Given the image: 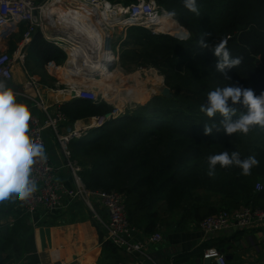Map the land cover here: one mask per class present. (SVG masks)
<instances>
[{
    "label": "trees",
    "instance_id": "obj_1",
    "mask_svg": "<svg viewBox=\"0 0 264 264\" xmlns=\"http://www.w3.org/2000/svg\"><path fill=\"white\" fill-rule=\"evenodd\" d=\"M196 2L199 16L184 7V0H159L168 11L175 9L174 18L183 38L131 27L142 31L136 42L145 40L141 45H146V53L139 58L159 69L172 96L158 94L149 103L93 128L82 139H74L70 147L83 167L81 176L86 187L122 192L130 222L148 233L156 230L162 216L176 212L182 213V224L188 218L200 222L208 215L243 205L264 209V189H256L258 183L264 185V128L256 126L247 135L228 136L215 130L205 135L204 123L222 117L217 114L209 118L200 111L208 92L217 87L239 84L253 89L257 96L264 92V0ZM222 40L231 56L241 59L239 66L227 70L230 80L215 68L213 48ZM202 42L210 47H203ZM28 48L44 66L50 62L63 64L67 58L41 34ZM137 57L133 60L138 61ZM61 109L73 124L80 118L108 114L113 107L103 101L75 98ZM224 151H237L242 159L255 156L259 164L248 176L238 167L217 165L216 175L209 177L207 158ZM100 233L104 250L118 249L103 241ZM226 243L223 240L221 245ZM209 246L178 254L174 263L202 257ZM11 258L1 253L0 264H12Z\"/></svg>",
    "mask_w": 264,
    "mask_h": 264
},
{
    "label": "crops",
    "instance_id": "obj_2",
    "mask_svg": "<svg viewBox=\"0 0 264 264\" xmlns=\"http://www.w3.org/2000/svg\"><path fill=\"white\" fill-rule=\"evenodd\" d=\"M51 10V7L50 10L47 9L49 15ZM22 28L25 33L24 24L12 27L7 31L0 41V52L8 51L14 54L19 50V46L24 42V34H22L21 42L13 39L14 44L11 39L8 41V38L11 32L20 31ZM104 28L107 30L108 26ZM65 32L64 28L61 29L60 26L56 28L49 25L43 29L38 28L33 39L36 35L41 34L43 38L56 46L81 44L78 40L71 41L70 37L64 35ZM31 44L32 42L27 45ZM13 45H16V49L10 51ZM85 51L88 54L92 51L96 53L94 47L90 45L85 46ZM67 60L68 55L63 64L58 65L55 62H50L46 65L45 72L56 82L54 86L43 82L39 75L31 74L26 61L24 63L17 62L14 65V78L6 83H12L11 88L17 94L18 102L26 105L31 103L27 97L18 95L19 93L39 96L49 111L54 112L59 107L61 108V105L74 100L73 92L80 86L67 83L63 72L66 73V78L69 76L75 78L77 75L83 80L85 78L79 72L80 69H85V65L84 68H81V65L75 66L78 72L71 73L70 70L61 72L60 68L68 67ZM81 63L84 64L83 60L78 61V64ZM75 81L77 82V80ZM30 82L34 83L33 87H27ZM35 112L41 114L39 109H35ZM90 124H92L90 120H81L77 123L78 127ZM74 125L75 123L72 124L70 121L62 123V130L69 131V128ZM52 135L53 133L50 131L46 132V139L51 141L50 145L47 144V152L54 164L59 166L64 163V157L60 144L57 149L56 144L59 142ZM59 177L65 182L71 183V174L67 169H62ZM10 200V210L7 209L0 216V254H10L12 264H61L58 261H62L64 264H175L173 258L176 255L193 251L204 244L210 245L208 248L218 245L220 250L230 246L231 248L224 252L233 257L232 260H228V264H264V224L248 229L229 228L207 234L200 228V222L194 218H188L180 224L182 213L176 212L162 216L156 230L152 233L138 229L135 239L145 243L144 254H128L121 249H103L101 231L95 218L81 203L70 204L63 210L55 212L46 213L45 210L40 209L31 215L25 212L17 198ZM99 211L105 218L107 217V212L103 208L100 207ZM156 232H161L164 240L161 243L150 244L148 239ZM223 240H226L227 243L221 245ZM213 263L214 261L211 264ZM182 264H206L204 254L202 257L191 258Z\"/></svg>",
    "mask_w": 264,
    "mask_h": 264
},
{
    "label": "built area",
    "instance_id": "obj_3",
    "mask_svg": "<svg viewBox=\"0 0 264 264\" xmlns=\"http://www.w3.org/2000/svg\"><path fill=\"white\" fill-rule=\"evenodd\" d=\"M74 3H82L91 7L94 15L90 16V19H99L104 24V27L127 29L141 25L153 35L168 34L177 38H180L182 35L181 32L174 35L169 31L158 28L161 26V23H159L160 18L168 12L159 3V0H0V41H2L10 28L21 24H24L26 27L24 42L19 46V50L16 53L12 54L8 51L0 52V79L5 81L13 80L14 65L17 62L24 63L26 61L27 48L29 46L27 44L32 42L33 36L38 31V28L43 29V27H48L49 25L51 27L58 28L60 26L61 29L64 28L57 18L54 22L50 21L52 15H49L47 11L49 5H72ZM108 5H110V12L116 15L110 19L111 24L106 23L107 19L103 14ZM117 7H121L122 11L120 13H117L113 9ZM172 19L177 22L174 17ZM111 37L112 33L108 34L109 40ZM57 46L67 53L68 64L74 62L75 56L78 62L83 60L84 56L86 57L88 55L87 51H85V46L88 45ZM89 55L92 56V62L96 61V63H99V51H96V53L92 51ZM112 59L115 64L117 60L113 53ZM83 62L84 65L88 64L84 60ZM106 66L108 67V64ZM69 70L71 73L78 72V69L74 65ZM79 72L85 77V80L86 78L90 79L81 69ZM33 86L34 83L30 82L27 87ZM80 87L85 91L80 98L85 99L88 97L94 98L98 102L103 101L104 96L100 93L96 85L87 88L88 84L80 83ZM18 95L27 97L31 102L27 104L31 112L29 134L34 143L44 147L46 155L45 159H37L32 166L30 178L35 181L37 190L24 201H20L17 198L18 203L25 212L31 215L37 213L40 209L45 210L46 213L55 212L63 210L70 204L81 203L94 216L103 234V241L112 243L118 249L128 254H144L145 243L135 239V234L138 229L130 222L125 195L118 190L106 191L87 188L81 176L83 167L74 158L69 146L71 140L82 139L91 129L104 125L107 119L120 116L121 109L110 113L105 118L97 120L98 123L95 125L90 124L85 127H78L75 123L71 131H63L62 123L67 122L68 119L60 107L52 112L49 111L39 96H29L24 93H19ZM35 109H39L41 114H37ZM47 131L53 133L60 144L64 157V163L62 165L57 166L54 164L51 156L47 152ZM62 169H67L70 172L71 183H67L59 177ZM256 189L261 191L264 189V185L258 183ZM100 207L107 212L106 218L99 211ZM260 224H264V209L252 205H243L233 210H221L212 215H208L200 221L199 226L205 233L211 234L229 228L248 229ZM163 240V234L156 232L149 237L148 242L150 244H157ZM204 259H211L216 264H228L226 254L217 247L206 249ZM58 262L64 264L62 261Z\"/></svg>",
    "mask_w": 264,
    "mask_h": 264
},
{
    "label": "clouds",
    "instance_id": "obj_4",
    "mask_svg": "<svg viewBox=\"0 0 264 264\" xmlns=\"http://www.w3.org/2000/svg\"><path fill=\"white\" fill-rule=\"evenodd\" d=\"M184 7L200 15L196 0H184ZM169 18L176 16L175 9L168 11ZM203 47H210L202 42ZM215 68L226 80L231 78L227 70L237 67L241 59L232 57L226 48V41L215 44ZM200 111L213 118L219 114L222 119L204 123L205 135L223 131L228 136L235 133L247 135L254 127L264 128V92L256 95L251 88L239 84H228L208 92L206 101ZM31 112L25 103L17 101V94L0 79V202L18 198L24 201L36 190L37 185L31 177L32 166L46 158L42 145L33 142L29 134ZM207 175H216L217 165L220 168L232 166L241 169L244 176L251 175V170L259 164L255 156L241 158L237 151H224L207 158Z\"/></svg>",
    "mask_w": 264,
    "mask_h": 264
},
{
    "label": "rangeland",
    "instance_id": "obj_5",
    "mask_svg": "<svg viewBox=\"0 0 264 264\" xmlns=\"http://www.w3.org/2000/svg\"><path fill=\"white\" fill-rule=\"evenodd\" d=\"M138 27L141 25H137ZM135 27V26H133ZM143 27V26H141ZM24 30L23 28L17 32H11L8 41L11 39L12 44L15 41H20L22 39V34ZM107 33H112L111 40H109V51L111 54L116 57V63L114 66L105 67L102 75L96 76L89 79H82L80 76L66 78V72L70 69L68 67L60 68V71L64 73V79L67 83L68 79L71 80V83L74 82L76 85L88 84L87 88H91L96 85L99 87L100 93L103 94V102H107L113 107V110L110 113L115 112L118 109H121V114L129 109H134L139 107L140 105H144L149 103L154 97L159 94V90L166 87L165 85V76L159 71V69L151 64H148L144 58H141L146 53V45H141V43H145V40H140L136 42V36L140 35L142 31H137L131 29V27L125 29L118 28H108L105 30ZM181 37H184L182 33L183 30L181 28ZM15 39V41H13ZM16 45H13L10 51H14ZM29 49V48H28ZM136 49L137 52H132L131 50ZM142 56L139 58V55ZM137 57L138 61H134L133 57ZM27 68L30 70L31 74L39 75L42 77V81L46 84L54 86L56 84L53 79L49 77V75L45 72L46 66L41 65L30 53L27 51ZM77 62V60H76ZM78 64V62H77ZM79 65V64H78ZM77 80V82L75 81ZM8 86H12V83H7ZM86 89V88H85ZM115 95V99H113V95ZM117 94V96H116ZM109 95V96H108ZM111 96V97H110ZM109 98V99H108ZM112 98V100H111ZM74 99V98H73ZM76 99L80 100H89L92 102L98 103V100L94 98H80L76 97ZM102 102V101H101ZM64 112V111H63ZM65 113V112H64ZM108 114L103 116H91L87 118H80L74 121L73 123H78L81 120H99L105 118ZM66 115V113H65ZM67 116V115H66ZM68 121L69 118L67 116ZM92 131V129L90 130ZM90 131L85 135L87 136ZM54 136V135H52ZM78 140V139H77ZM71 140L69 146L71 147ZM47 144L50 145L51 141L47 140ZM59 143L56 144L57 149ZM10 199L4 202H0V216L5 213L7 209L10 210ZM13 202V201H12ZM90 213V212H89Z\"/></svg>",
    "mask_w": 264,
    "mask_h": 264
},
{
    "label": "bare ground",
    "instance_id": "obj_6",
    "mask_svg": "<svg viewBox=\"0 0 264 264\" xmlns=\"http://www.w3.org/2000/svg\"><path fill=\"white\" fill-rule=\"evenodd\" d=\"M50 7L52 8V10L49 11L50 15H52L50 21L54 22L57 18L60 24L64 27V31H66L65 33H67L69 37L73 39L76 38L78 41H80V45H90L94 47L97 52L99 51V59L102 60V63H96V61L92 62V56L88 54L86 57L84 56L83 58V60L88 63L87 65L85 64L87 66H85V68L92 69V71H97L99 70V67H102V69L104 70V68L106 67V63H103V60H112V54L109 51L108 33L103 27L104 24L99 19H90V16L94 15V11L92 10V8L82 3H74L72 5H49V10ZM109 8L110 5H108L103 12L105 18L107 19V24H111L112 22L110 21V19L116 16L113 12H110ZM113 9H115L117 13H120L122 11L121 7ZM159 23H161V26H159L158 28L169 31L174 35H177L181 31V26L176 21H174V19L169 18L167 15L161 17ZM73 53L77 55L74 51ZM76 60L77 59L75 56L74 62H71L72 64L70 63L68 65L69 68H71V66L73 65H78ZM80 65L81 68H84V64L81 63L79 64V66ZM68 82H70V85L75 84L74 82L71 83L70 79H68ZM75 93L76 96L80 97L82 94L85 93V91L79 86L75 89ZM113 99H115V95H113ZM96 123H98V121L96 120L92 122V124L94 125Z\"/></svg>",
    "mask_w": 264,
    "mask_h": 264
},
{
    "label": "water",
    "instance_id": "obj_7",
    "mask_svg": "<svg viewBox=\"0 0 264 264\" xmlns=\"http://www.w3.org/2000/svg\"><path fill=\"white\" fill-rule=\"evenodd\" d=\"M64 35H67V37H69L67 33H64ZM70 39L71 40H74V41L77 40L76 38L73 39L71 37H70ZM99 63H102V60H100ZM103 63L108 64V67L109 66H114L113 59L112 60H106V61L103 60ZM82 71H83V73L86 76H89V77H96V76H100V75L104 74L103 72H101L99 70L92 71V69H89V68H85ZM159 94L160 95H165V96H168V97H171L172 96V93H171L170 88L168 86H166L163 89L159 90ZM73 98H76V93L75 92H73ZM108 120H110V119H107L106 121H108ZM69 131H71V128H69ZM230 248L231 247L229 246L228 248L221 249V251L222 252H225L226 250H229ZM226 257H227V260H232L233 259V257L231 255L230 256L226 255ZM205 263L206 264H211L212 263V260L211 259H205ZM213 264H216V263L214 262Z\"/></svg>",
    "mask_w": 264,
    "mask_h": 264
}]
</instances>
